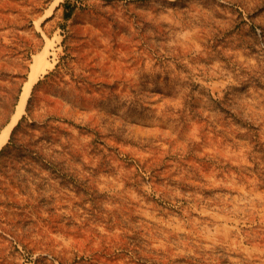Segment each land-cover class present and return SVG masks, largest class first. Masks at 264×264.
Segmentation results:
<instances>
[{
    "label": "rangeland",
    "instance_id": "obj_1",
    "mask_svg": "<svg viewBox=\"0 0 264 264\" xmlns=\"http://www.w3.org/2000/svg\"><path fill=\"white\" fill-rule=\"evenodd\" d=\"M7 143L0 264H264V0H0Z\"/></svg>",
    "mask_w": 264,
    "mask_h": 264
},
{
    "label": "bare ground",
    "instance_id": "obj_2",
    "mask_svg": "<svg viewBox=\"0 0 264 264\" xmlns=\"http://www.w3.org/2000/svg\"><path fill=\"white\" fill-rule=\"evenodd\" d=\"M41 64L42 63L39 60H36V64H34L33 67H32L30 80L25 83L23 92L21 94V101H20L21 105L25 104V102L27 100V97L29 95V92L31 90L32 83L33 82L35 83L37 81L38 72H42L43 71V67H40V66H42ZM18 115H19V113H17V116Z\"/></svg>",
    "mask_w": 264,
    "mask_h": 264
},
{
    "label": "trees",
    "instance_id": "obj_3",
    "mask_svg": "<svg viewBox=\"0 0 264 264\" xmlns=\"http://www.w3.org/2000/svg\"><path fill=\"white\" fill-rule=\"evenodd\" d=\"M67 16H69V14H68ZM20 92H21V89H19L17 95H16L15 98H14V106H15V105L17 104V102H18V98H19ZM23 118H24V117H23ZM19 124H20V122L18 123L17 126H19ZM16 128H17V127H15V129L12 131L11 138L9 139V143L12 142V139H13V136H14V133H15ZM9 143H7V144H6V145L0 150V156H1V154H2V152H3V150H4V148H5L6 146H8Z\"/></svg>",
    "mask_w": 264,
    "mask_h": 264
}]
</instances>
